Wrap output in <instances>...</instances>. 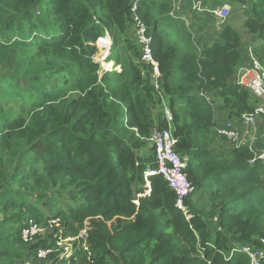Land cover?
Returning a JSON list of instances; mask_svg holds the SVG:
<instances>
[{
    "label": "trees",
    "instance_id": "1",
    "mask_svg": "<svg viewBox=\"0 0 264 264\" xmlns=\"http://www.w3.org/2000/svg\"><path fill=\"white\" fill-rule=\"evenodd\" d=\"M196 1L208 12L214 0ZM184 2L192 10L191 0ZM224 2L239 6L244 29L260 42L253 50L264 68V0ZM179 16L171 0H0V64L5 67L22 47L31 48L32 56L19 66L29 71L43 59L51 79L64 75L78 93L68 100L61 86L30 85L36 99L29 95V119L0 133V264H18L47 244L24 243L17 227L30 221L47 226L51 217L37 206L58 174L69 176L86 200L69 211L72 222L82 224L97 213L115 218L108 232L100 222L91 225L88 243L98 264H249L242 253L228 260L224 253L233 248L232 237L239 245L264 239V163H250L254 154L248 146L223 148L210 141L217 136L212 98L225 119L253 111V98L234 82L241 36L227 25L205 47L193 39L192 22L187 27ZM135 17L151 39L157 88L151 66L140 62L128 38ZM105 32L110 53L123 55L116 86L110 83L115 74L98 76L93 61L95 41ZM8 88L18 89L14 93L23 99L19 88ZM3 93L0 88V98ZM160 96L172 115L175 151L194 186L185 202L189 220L161 176L150 179L149 196L136 199L145 193L144 172L156 167L154 151L151 158L137 152L149 144L155 127L166 126ZM0 117L5 124L8 115ZM5 152L16 160L11 173ZM54 217L65 221L66 215Z\"/></svg>",
    "mask_w": 264,
    "mask_h": 264
},
{
    "label": "built area",
    "instance_id": "2",
    "mask_svg": "<svg viewBox=\"0 0 264 264\" xmlns=\"http://www.w3.org/2000/svg\"><path fill=\"white\" fill-rule=\"evenodd\" d=\"M173 11H176L177 5L182 0H171ZM192 10L204 12L200 1L191 0ZM133 11L135 6H133ZM209 12V10H207ZM206 12V11H205ZM216 19L225 20L229 15L227 5L221 6L213 12ZM189 27L192 20L189 17L179 16ZM137 41L140 46L139 60L141 63L151 66V81L157 88V78L159 77V68L157 62L153 59L151 51V39L145 34V29L137 17L134 18ZM192 37L194 34L192 30ZM97 45L102 53L101 60H104L108 51H110V40L107 32L97 38ZM247 63L236 70L234 82L237 86L247 90L253 98L255 104L253 111L242 115L239 119H223L222 122L215 120L214 113V132L218 137L229 141L234 149L248 146L253 152L254 157L250 163L256 160L264 163V148L262 151H255L254 142L257 140V127L262 118H264V68L257 60L254 50L251 47L246 48ZM161 98V105L164 111L166 126L164 128L155 127L149 137V144L154 151L156 161L155 168H149L143 174L145 193L136 196L150 195V179L161 176L168 188L175 194V206L185 214V202L194 192V186L188 181L185 174V163L180 155L175 151L176 140L172 134V115L166 104ZM207 101L209 99L206 97ZM137 205L138 201L135 200ZM90 228L85 221L82 228L76 234H70L64 225H61L58 219L51 218L47 220V226L30 221L20 229L21 240L24 243L41 242L46 240L44 247L37 248L29 257L21 260L18 264H98L97 256L90 249L89 239ZM235 253L244 254L249 264H264V239L258 240V245L236 246L230 249L224 259H230Z\"/></svg>",
    "mask_w": 264,
    "mask_h": 264
},
{
    "label": "rangeland",
    "instance_id": "3",
    "mask_svg": "<svg viewBox=\"0 0 264 264\" xmlns=\"http://www.w3.org/2000/svg\"><path fill=\"white\" fill-rule=\"evenodd\" d=\"M227 5L229 8V15L225 20H219L216 19L213 12L218 10L222 5ZM191 9V8H190ZM188 7V3L184 2L182 0L176 8V11L179 12L181 15L184 14L191 18L192 20V29L194 30V35L198 39L199 43H201L202 46H208L212 41H214L218 35L220 34L221 30L229 25L232 26L233 29L237 30L238 32H241L243 35L242 29L243 28V22H242V13L239 10L238 5H232L229 6L227 3L224 2V0H214L211 4V7L209 9V12H203L202 16L194 14L192 10H190ZM234 9H237L235 12ZM38 13V14H37ZM41 12H36V16H41ZM39 16V17H40ZM200 26V27H199ZM136 28L135 25L132 24L129 27L128 30V38L132 42L134 46L138 48L139 54H140V46L137 41V34H136ZM104 34V33H103ZM102 34V35H103ZM110 40V49L112 45V40L110 38L109 33H107ZM247 36L243 37L247 40H243L242 49L245 47H252L254 46L252 41L249 39V36L247 33H245ZM101 37V36H100ZM174 40V38H171ZM256 39V38H255ZM95 44L97 46V53L93 57V61L98 64V76H103L104 74H110L113 76H110L111 78V85L116 86L118 84L117 74H119L122 70L120 67V62L123 60L122 53L118 51H108V55L104 60H101L102 53L100 52V47L97 45V40L95 41ZM260 44V42H259ZM32 49L28 47H22L21 49L17 50L16 56L11 58V61H5L3 67L2 64H0V88L4 91L3 96L0 98V116L1 115H8L7 119H5L6 123L1 124V120L3 117H0V133H2L4 130H7L10 128H16L19 127L20 122L26 123V121L29 119V115L31 113L30 108V102L29 101V95L34 99H36V92L32 87H29L30 85H34V88H37L38 86H41L42 89L48 90L50 86L54 85L53 87L61 86V93L64 96V99H72L77 98L78 93L75 91H72V83L66 77L63 75L61 77H54L50 78L44 70L42 69V66L45 63V60L43 59H36V62L29 68V71H26L24 67L19 66V64L22 62V60L26 56H32ZM119 61V62H117ZM106 63H108V67H106ZM117 63V64H116ZM119 64V65H118ZM30 66V65H29ZM240 66H243L241 64ZM11 84L15 88L20 89V93L23 96V99H20L14 92L17 93L18 89H12L10 90L8 88V85ZM7 91V92H6ZM29 93V94H28ZM250 97L251 94L249 93ZM216 104L214 105V110H218L220 106V102L215 100L216 98H212ZM210 141L212 142L213 146H221L223 148H232V145L229 141L224 140L216 135L212 136ZM0 139V144H1ZM258 149H262L261 146L257 145ZM233 149V148H232ZM137 154L140 157L143 158H151L153 154L152 146L148 143H145V145L140 149ZM3 158L8 161L6 165V170L8 172H12L15 168L16 160L9 159L7 157V152L4 153ZM21 168L22 165H19ZM136 188V186H135ZM43 192L39 191L38 194H42ZM29 200L32 202H35L34 196H29ZM50 203L48 204V202ZM86 204V200L84 198V194L81 192L80 188L76 185L75 182L71 180V178L64 174H58L56 176V182L54 185H52L49 190L47 191L46 198H43L39 201V205L37 206L38 209H40L46 216H49L54 219H58L61 225H64L67 228V231L70 234H76L77 231L82 228L85 221H87L88 226L91 231V225L95 222H100L102 226H104L105 232H108L109 229L112 226V222L115 220L114 217L106 218L102 216L101 214H94L93 216L85 219L82 224H79L78 222H72L69 217V211L73 208H78L80 205ZM65 213L66 217L64 218L65 221H70L73 228H75L76 232L70 231L68 226L65 225V221H61L59 218L54 217V215H58L59 213ZM191 213V209L187 207L185 216L186 220H189ZM49 218V219H51ZM48 219V220H49ZM125 222H129L132 220V217L125 218ZM42 225V224H41ZM23 227V223L20 224L17 227V231H20V229ZM89 231V232H90ZM232 247L234 246H245L246 244L239 245L238 240L235 237L231 238ZM230 249L225 251L224 256L229 253ZM111 264V263H109Z\"/></svg>",
    "mask_w": 264,
    "mask_h": 264
},
{
    "label": "crops",
    "instance_id": "4",
    "mask_svg": "<svg viewBox=\"0 0 264 264\" xmlns=\"http://www.w3.org/2000/svg\"><path fill=\"white\" fill-rule=\"evenodd\" d=\"M242 29H244V27H243ZM236 31H237V30H236ZM237 32H238V31H237ZM242 32H243V35H242L241 32H238V33L240 34V36H241V46H242V44H243V40L247 42V40H246L245 38H243V37H246V36H247V35L245 34V33H247V32H246L245 29L242 30ZM247 34H248V33H247ZM248 36H249V39L253 42L252 44L254 45V46H252L251 48H255V47H257V46L260 45V44H259V41H258L257 39H255V38H256L255 36H253V35H249V34H248ZM246 38H247V37H246ZM246 48H247V47H245V48L242 49V47H241V49H240V52H241V60H240L239 63L237 64V68L241 67V66H240L241 64L246 65V63H247ZM251 101H252V100H251ZM253 101H254V100H253ZM225 118H226V117L224 116V114H223L221 111H219V110H215V120H216L217 122H222V120L225 119ZM257 145H258V146H261L262 149H258V148H257ZM254 148H255V151H257V152H258V151H262L263 148H264V118H262V119L260 120L259 124H258V127H257V140L254 142Z\"/></svg>",
    "mask_w": 264,
    "mask_h": 264
},
{
    "label": "bare ground",
    "instance_id": "5",
    "mask_svg": "<svg viewBox=\"0 0 264 264\" xmlns=\"http://www.w3.org/2000/svg\"><path fill=\"white\" fill-rule=\"evenodd\" d=\"M107 65H108V63H106V67H108Z\"/></svg>",
    "mask_w": 264,
    "mask_h": 264
},
{
    "label": "clouds",
    "instance_id": "6",
    "mask_svg": "<svg viewBox=\"0 0 264 264\" xmlns=\"http://www.w3.org/2000/svg\"><path fill=\"white\" fill-rule=\"evenodd\" d=\"M214 113H215V111H214Z\"/></svg>",
    "mask_w": 264,
    "mask_h": 264
}]
</instances>
